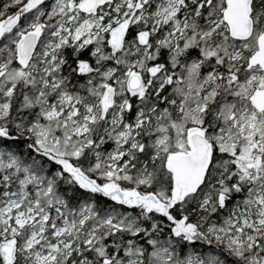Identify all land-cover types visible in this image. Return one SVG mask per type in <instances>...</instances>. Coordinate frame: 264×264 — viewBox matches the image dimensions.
<instances>
[{
    "label": "snow or ice",
    "instance_id": "1",
    "mask_svg": "<svg viewBox=\"0 0 264 264\" xmlns=\"http://www.w3.org/2000/svg\"><path fill=\"white\" fill-rule=\"evenodd\" d=\"M0 264H264V0H0Z\"/></svg>",
    "mask_w": 264,
    "mask_h": 264
}]
</instances>
